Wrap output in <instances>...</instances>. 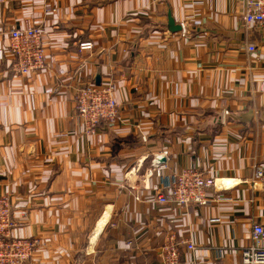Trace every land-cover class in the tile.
<instances>
[{"label": "crops", "instance_id": "1", "mask_svg": "<svg viewBox=\"0 0 264 264\" xmlns=\"http://www.w3.org/2000/svg\"><path fill=\"white\" fill-rule=\"evenodd\" d=\"M243 9L0 0V195L21 222L12 235L39 242L26 264H161L155 252L170 233L196 247H182L180 264L240 261L251 222L264 226V174L252 184L253 166L264 167V36L244 29ZM168 11L184 33L167 31ZM29 27L47 63L17 76L8 32ZM85 40L93 48L79 51ZM96 76L113 80L119 120L86 134L75 97ZM159 155L163 176L195 166L226 187L210 189L205 206L160 204L165 182L148 175Z\"/></svg>", "mask_w": 264, "mask_h": 264}, {"label": "built area", "instance_id": "2", "mask_svg": "<svg viewBox=\"0 0 264 264\" xmlns=\"http://www.w3.org/2000/svg\"><path fill=\"white\" fill-rule=\"evenodd\" d=\"M244 29H258L264 36V0H244L241 16ZM185 32L182 25V33ZM8 52L13 56L10 71L17 76H28L46 66V53L39 28H12L8 32ZM78 50H90L93 42L90 40L78 43ZM245 54L253 57L256 45L245 43ZM118 75L117 70L111 71ZM264 91V82L262 84ZM74 111L83 131L92 134L99 125L114 126L118 120V103L115 97V85L112 79L95 84H83L75 97ZM163 163H152L148 175L161 178L165 184L156 196V202L171 204L180 210L191 206H205L211 202L208 193L212 188H224V182L213 177H206L197 167H186L168 176L161 173L165 169ZM264 167L261 164L253 166V180L263 178ZM217 181V182H216ZM24 216V214H23ZM21 222L13 219L12 204L7 195H0V264H26L30 261L39 244L37 239L15 237L12 231ZM188 251L196 249L190 239H177L174 233L167 234L156 249V257L161 264H180L182 247ZM240 261L235 264H264V226L252 221L249 242L240 250Z\"/></svg>", "mask_w": 264, "mask_h": 264}, {"label": "water", "instance_id": "3", "mask_svg": "<svg viewBox=\"0 0 264 264\" xmlns=\"http://www.w3.org/2000/svg\"><path fill=\"white\" fill-rule=\"evenodd\" d=\"M166 28H167V31L172 32V33L173 32H179V31L182 32V25L177 24V23L174 22L170 11H168V13H167V26H166ZM95 82H96V84H99V77L96 76ZM219 120H221V115H220ZM156 160L159 163H163L164 162V157L159 155V156L156 157Z\"/></svg>", "mask_w": 264, "mask_h": 264}]
</instances>
